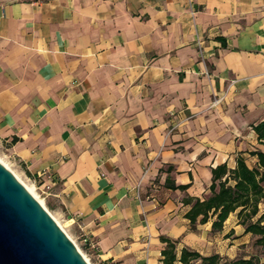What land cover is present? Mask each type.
<instances>
[{
	"label": "crops",
	"instance_id": "crops-1",
	"mask_svg": "<svg viewBox=\"0 0 264 264\" xmlns=\"http://www.w3.org/2000/svg\"><path fill=\"white\" fill-rule=\"evenodd\" d=\"M263 121L264 0L0 3V152L53 178L52 216L93 264H161V237L218 254L235 214L192 231L184 201L255 166Z\"/></svg>",
	"mask_w": 264,
	"mask_h": 264
},
{
	"label": "trees",
	"instance_id": "trees-1",
	"mask_svg": "<svg viewBox=\"0 0 264 264\" xmlns=\"http://www.w3.org/2000/svg\"><path fill=\"white\" fill-rule=\"evenodd\" d=\"M252 129L262 146V150L249 152L256 158L255 166L248 167L239 157L233 169L225 164L212 169L210 195L203 200H185L184 204L190 205L185 217L192 231L198 224L211 222V231L220 232L229 215L235 214L244 233L255 238L254 245L262 252L263 261L257 256L230 260L218 254L202 256L187 248H182L177 257L175 243L161 237L165 243L161 264H264V121Z\"/></svg>",
	"mask_w": 264,
	"mask_h": 264
},
{
	"label": "water",
	"instance_id": "water-1",
	"mask_svg": "<svg viewBox=\"0 0 264 264\" xmlns=\"http://www.w3.org/2000/svg\"><path fill=\"white\" fill-rule=\"evenodd\" d=\"M0 264H88L48 211L1 163Z\"/></svg>",
	"mask_w": 264,
	"mask_h": 264
},
{
	"label": "rangeland",
	"instance_id": "rangeland-1",
	"mask_svg": "<svg viewBox=\"0 0 264 264\" xmlns=\"http://www.w3.org/2000/svg\"><path fill=\"white\" fill-rule=\"evenodd\" d=\"M12 0H0V3L8 2ZM42 1V0H40ZM0 159L5 162L10 170L20 179L22 183L27 185L28 187L32 188L33 186L30 185L29 182L24 178V176L20 173L19 170L10 166L7 160L3 157V154L0 152ZM38 199L42 200V196L39 197V191H34ZM42 205H44L45 209L53 215V210L50 203L45 199L42 201ZM263 209V205L261 206ZM53 217V216H52ZM235 216L232 215L230 219L225 224V229L223 232L220 233H211L208 237L209 248L211 252H217L225 259H234V258H250L253 256H257L262 258V252L259 248L254 245L255 238L250 234L242 233V229L239 226H236L235 223ZM54 218V217H53ZM54 220H56L54 218ZM57 221V220H56ZM58 222V221H57ZM59 223V222H58ZM61 226V223H59ZM62 228V227H61ZM74 240V239H72ZM77 245L78 241L74 240ZM80 251L82 255H84L85 259H87L88 264H93L92 260L87 256L86 251L84 248L80 247Z\"/></svg>",
	"mask_w": 264,
	"mask_h": 264
},
{
	"label": "built area",
	"instance_id": "built-area-1",
	"mask_svg": "<svg viewBox=\"0 0 264 264\" xmlns=\"http://www.w3.org/2000/svg\"><path fill=\"white\" fill-rule=\"evenodd\" d=\"M219 101H220V99H215L214 100V104H217V103H219ZM27 182H29V181H27ZM30 183V182H29ZM54 184H55V181L53 180V178L50 176V177H48V184H46V185H44V186H42V187H37L36 185H35V183L34 182H31L30 183V185L31 186H33V188H34V191H39V197L40 196H42V201L44 202L45 201V199H46V197L49 195V191H50V189H51V187L52 186H54ZM43 207H44V205H43ZM44 209H45V207H44ZM46 210V209H45ZM47 211V210H46ZM49 213V212H48ZM50 214V213H49ZM51 215V214H50ZM52 217V216H51ZM53 218V217H52ZM54 219V218H53ZM55 221V220H54ZM56 222V221H55ZM59 226V225H58ZM60 227V226H59ZM61 228V227H60ZM62 229V228H61ZM63 230V229H62ZM64 231V233L66 234V232H65V230H63ZM67 235V234H66ZM68 236V235H67ZM68 238L72 241V243L75 245V247H76V249L81 253V251H80V247H82V248H84V246L85 245H87L88 243H89V240L86 238V237H83V238H80V240H78V244L79 245H77L76 243H75V241L74 240H72L69 236H68Z\"/></svg>",
	"mask_w": 264,
	"mask_h": 264
},
{
	"label": "bare ground",
	"instance_id": "bare-ground-1",
	"mask_svg": "<svg viewBox=\"0 0 264 264\" xmlns=\"http://www.w3.org/2000/svg\"><path fill=\"white\" fill-rule=\"evenodd\" d=\"M0 163L3 164L8 170H10V168L8 167V165L3 162L1 159H0ZM11 171V170H10ZM12 172V171H11ZM13 173V172H12ZM13 175L20 181V179L13 173ZM21 182V181H20ZM22 183V182H21ZM23 186L27 189V191L42 205V200L38 199V197L36 196L35 192H34V188H30L28 187L27 185H25L24 183H22ZM43 206V205H42ZM56 221V220H55ZM56 223L60 226V224L56 221ZM61 227V226H60ZM82 254V253H81ZM84 257V255H82ZM85 259V257H84ZM87 261V259H85Z\"/></svg>",
	"mask_w": 264,
	"mask_h": 264
}]
</instances>
